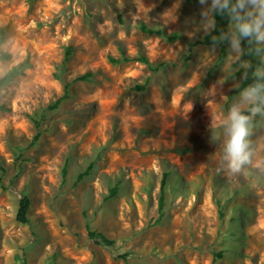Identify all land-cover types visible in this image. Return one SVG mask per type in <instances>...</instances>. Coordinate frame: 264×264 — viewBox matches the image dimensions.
<instances>
[{
  "label": "rangeland",
  "instance_id": "rangeland-1",
  "mask_svg": "<svg viewBox=\"0 0 264 264\" xmlns=\"http://www.w3.org/2000/svg\"><path fill=\"white\" fill-rule=\"evenodd\" d=\"M201 11L0 0V76L25 63L0 86V264H264V114L251 120L252 164L232 173L225 122L242 91L227 94L244 62L227 41L221 60L218 42L189 50L209 30ZM24 195L29 223L16 220Z\"/></svg>",
  "mask_w": 264,
  "mask_h": 264
},
{
  "label": "clouds",
  "instance_id": "clouds-1",
  "mask_svg": "<svg viewBox=\"0 0 264 264\" xmlns=\"http://www.w3.org/2000/svg\"><path fill=\"white\" fill-rule=\"evenodd\" d=\"M198 3L207 28H214L216 15L228 18V31L222 32L219 40L227 41L233 52H242L247 42L251 46L248 54L264 61V0H198ZM255 77L254 82L242 90L239 101L230 107L225 122V159L232 173H239L244 166L252 164L251 120L258 113L264 114V82H261L264 69H257ZM245 105L252 107L245 108Z\"/></svg>",
  "mask_w": 264,
  "mask_h": 264
},
{
  "label": "trees",
  "instance_id": "trees-1",
  "mask_svg": "<svg viewBox=\"0 0 264 264\" xmlns=\"http://www.w3.org/2000/svg\"><path fill=\"white\" fill-rule=\"evenodd\" d=\"M215 19V26L214 28L209 29L200 39L196 40L194 43H189L188 44V48L190 50V48L192 47L193 44L195 43H200V44H213L218 42L219 44V54H218V59L221 60L224 55H225V41H221L219 40V35L222 32H225V28H226V24H227V20L228 18L226 16H219L216 15L214 17ZM140 29L143 32H146L148 34H154V35H158V36H162L163 38H165L167 41H174L176 39H179L180 36L176 33H165L164 31H162L161 29H152V28H148L146 25L144 24H140ZM2 29L0 28V43L2 40ZM251 49V46H249L247 44V42H244L243 44V51L239 52V59L241 61L244 62V66L241 68V72H242V77L240 79V81L238 82V84L231 89L228 94H227V100H231L236 94H238L239 92H241L244 88H246L249 84L253 83L254 80L256 79L255 77V72L257 71V69H259V67L262 64V60L259 56L256 55H249V51ZM66 57H68V52L66 53ZM9 58V54L3 50H1L0 48V59H8ZM140 61L148 64L147 59L141 54L139 55L138 58ZM123 60H127L126 56H123L122 58L118 59H112L111 61H123ZM25 65L24 62H21L19 64L13 65L11 66L2 76H0V86L5 83L6 81L12 79L14 77V75L16 73H18L20 71V69ZM251 65V66H249ZM90 73H85L83 75H80L77 79H87L89 77ZM261 82H264V80H262ZM67 84L64 85V89H66ZM144 84L138 85L137 88H143ZM66 92V91H65ZM64 92V94H65ZM252 107L251 105H247L246 108H250ZM0 109H4V107L2 105H0ZM249 114V113H246ZM262 114H256L254 117L255 119H258ZM1 171H3V169H1ZM65 171V167L63 166L62 168V173L64 174ZM86 173V172H85ZM85 173H80L78 174L77 178L80 179ZM166 176V173H163L162 178H161V182H160V194L158 197V208L160 209L163 205V192H164V178ZM116 192V187H112L110 189V195L113 196ZM30 205V200L28 198V196L24 195L19 199L18 202V207H17V211H16V220L21 222V223H29V219L27 216V210L28 207ZM87 236L95 241H99L102 244L105 245H110L112 244V241L110 239H108L104 234L100 233V232H96L94 230L88 229L87 228ZM123 257V256H122Z\"/></svg>",
  "mask_w": 264,
  "mask_h": 264
}]
</instances>
